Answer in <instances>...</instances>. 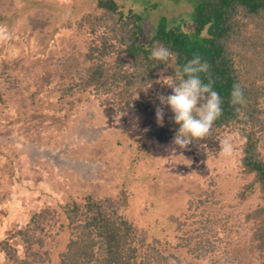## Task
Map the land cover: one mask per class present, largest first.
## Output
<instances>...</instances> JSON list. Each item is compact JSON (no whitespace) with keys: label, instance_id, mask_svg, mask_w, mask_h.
Instances as JSON below:
<instances>
[{"label":"rangeland","instance_id":"rangeland-1","mask_svg":"<svg viewBox=\"0 0 264 264\" xmlns=\"http://www.w3.org/2000/svg\"><path fill=\"white\" fill-rule=\"evenodd\" d=\"M25 1L0 0V13ZM37 1L53 5L21 13L12 28L0 25V242L25 227L35 212L92 195L121 204L120 213L161 248L170 244L172 250L183 231H208L212 250H207L204 263L237 264L241 252L236 249L249 244L252 231L245 215L260 202L258 193L245 201L238 198L250 181L241 167L243 140L235 134L220 139L233 144L228 156L219 152L220 141L180 149L166 135V119L158 125L154 98L140 108L118 112L111 103L79 93V100L60 110V73L65 60H84L94 37L81 20L93 12L94 4ZM197 3L151 0L155 7L149 6L146 26L160 15L187 25ZM139 7L133 5L135 11ZM29 17L46 18L57 28L49 26L46 33L30 36L24 31ZM163 91L160 82L157 96ZM176 219L186 223L183 229ZM17 241L12 240L14 246ZM57 241L60 245L54 247L55 240L47 239L54 252L62 249L67 234ZM259 256L247 257L245 264H258ZM188 260L179 264H198Z\"/></svg>","mask_w":264,"mask_h":264},{"label":"trees","instance_id":"trees-1","mask_svg":"<svg viewBox=\"0 0 264 264\" xmlns=\"http://www.w3.org/2000/svg\"><path fill=\"white\" fill-rule=\"evenodd\" d=\"M150 1L91 0L93 12L84 14L81 22L89 26L94 38L83 61H64L65 71L61 70L57 88L60 110L79 100V93L111 103L118 112L140 108L152 98L157 107L159 83L164 77H173L175 71L149 59L154 46L162 44L176 54L172 67L182 66L194 56L207 62L209 71L202 79L205 83L211 81L221 94L223 113L205 139L192 143L217 145L227 134L243 140L241 167L250 181L238 198L245 201L258 193L260 202L245 215L252 231L249 244L236 249L241 255L235 259L237 264H245L247 257L259 253L258 264H264V0H198L187 25L172 23L169 17L160 15L146 26L150 21H146V13H152L149 6L152 10L155 7ZM136 4L141 12L133 9ZM52 5L26 0L18 9L0 13V25L12 28L21 13ZM32 18L24 28L30 36L55 27L46 18ZM51 34L53 31L43 40L44 47ZM234 85L243 91V105L231 103ZM163 86V95H171V88ZM164 111L166 135L173 140L178 125L172 122L167 107ZM120 210L121 204L111 198L92 195L81 202L70 200L56 208L45 207L35 212L25 227L0 242L3 264H179L189 257L205 264L207 250H212L208 231L197 230L190 235L183 231L172 250L170 244L161 248L156 239L140 233ZM176 221L179 229L186 225ZM63 233L67 241L54 252L52 247L60 245L57 239ZM14 238L18 240L16 246ZM48 238L55 240L52 247Z\"/></svg>","mask_w":264,"mask_h":264},{"label":"clouds","instance_id":"clouds-1","mask_svg":"<svg viewBox=\"0 0 264 264\" xmlns=\"http://www.w3.org/2000/svg\"><path fill=\"white\" fill-rule=\"evenodd\" d=\"M149 59L166 64L175 71L173 77L161 80L163 85L171 88L172 94L157 98L159 104L155 114L158 125L163 126L164 109L167 107L172 113V122L178 125L173 137L174 145L185 149L193 141L205 139L223 113L221 94L214 89L211 81L205 83L202 79L209 71L207 62L194 56L182 66L172 67L176 54L162 44L151 49ZM230 95L233 105H243L244 95L239 85L233 86ZM219 148L225 156L233 152V144L228 139L220 141Z\"/></svg>","mask_w":264,"mask_h":264}]
</instances>
